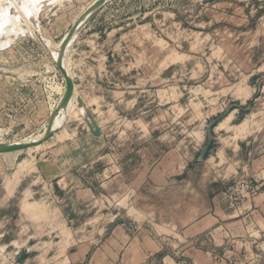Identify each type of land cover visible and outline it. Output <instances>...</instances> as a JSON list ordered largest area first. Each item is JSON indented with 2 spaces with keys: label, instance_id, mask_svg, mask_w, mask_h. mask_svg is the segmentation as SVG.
Here are the masks:
<instances>
[{
  "label": "rangeland",
  "instance_id": "obj_1",
  "mask_svg": "<svg viewBox=\"0 0 264 264\" xmlns=\"http://www.w3.org/2000/svg\"><path fill=\"white\" fill-rule=\"evenodd\" d=\"M10 1L15 20L0 31L6 143L46 127L66 83L55 48L95 0H30L37 8L28 14L17 8L20 0ZM89 20L69 58L101 134L75 104L68 119L57 118L60 139L0 153V264H36L24 249L57 239L61 227L103 238L150 207L178 219L217 216V240L213 232L198 240L207 264H264L257 245L264 209L256 205L264 192V0H108ZM64 165L76 179L62 190L54 174ZM156 171L168 186L156 184ZM29 189L32 199L70 215L29 220L22 212ZM173 246L165 252L195 264L196 251Z\"/></svg>",
  "mask_w": 264,
  "mask_h": 264
},
{
  "label": "crops",
  "instance_id": "obj_2",
  "mask_svg": "<svg viewBox=\"0 0 264 264\" xmlns=\"http://www.w3.org/2000/svg\"><path fill=\"white\" fill-rule=\"evenodd\" d=\"M90 23L89 20L76 34L69 48L68 53L70 56L73 51H75L76 45L85 36L84 32ZM63 37L60 39V42ZM134 66L135 65H133V67ZM100 67H102V63ZM133 72H135V69ZM72 76L74 77L73 74ZM69 116V112L66 113V117L63 118L60 123L68 119ZM60 125L61 124H59V126ZM99 125L101 127L100 123ZM62 135L63 130L58 129L56 134L49 141L41 145L49 143L53 139L56 141V139H60ZM92 140L94 139L92 138ZM67 147L69 149H75V146L73 147L71 144H68ZM80 149L83 152L85 147L81 146ZM72 169V165H64L61 167L60 171L54 174V176L58 178L57 184L60 189L63 190L64 186H72V182L76 179ZM154 176L158 179L156 184L169 185V179L167 176L165 177L162 172L156 171ZM30 192V189L27 190L22 201V212L29 220L46 218L51 213L57 214L59 211L70 215L71 212H67L63 206L61 208L53 207V209L48 206L45 207L41 201L32 199L33 195H31L32 193ZM79 194L80 200L83 194L86 200L88 198L86 195H88L89 192L85 189V191H80ZM61 196H63V200L69 201L72 194L64 192ZM156 201L157 199L155 198V202ZM256 205L263 211L264 192L256 199ZM135 217L136 218L132 220L133 222L126 221L110 229L109 234L103 238L96 235L92 236L89 232H81L79 228L64 226L59 229L57 239L41 240L35 245H29L24 249L23 254L27 255L26 260L35 261L37 262L36 264H183L184 261L175 259L167 253L169 251L165 252L167 245L172 243L174 248L181 247L185 244L189 249L196 251L194 255L195 264H207L209 256L198 251V240L212 232L216 234L215 237L217 240V221L219 220L217 216L209 215L192 219H178L167 209H165V211L160 210L159 212L150 207L149 212L144 211V213H140L139 216L135 214ZM222 222L221 220L219 221L220 224H222ZM234 225H237V223H227V226L230 228ZM28 228L30 230V227ZM218 232L219 237L225 235L221 230V226ZM262 236H264L263 231ZM211 242L219 247L223 245L222 242H216L215 240H211ZM194 243L195 246H193ZM257 245H261L264 249V241L257 242ZM31 251H36L37 253L32 255ZM217 262L221 263V261H216L214 263L217 264Z\"/></svg>",
  "mask_w": 264,
  "mask_h": 264
},
{
  "label": "water",
  "instance_id": "obj_3",
  "mask_svg": "<svg viewBox=\"0 0 264 264\" xmlns=\"http://www.w3.org/2000/svg\"><path fill=\"white\" fill-rule=\"evenodd\" d=\"M108 0H95L92 4H90L84 12H82L74 21L71 28L63 37L60 46H59V54L56 58V64L65 77L66 88L64 94L60 98L57 106L51 112L48 122L47 128L41 138H32L25 142H9V143H1L0 144V153L7 152H15L20 150H25L32 147H37L47 141H49L58 131L59 126L55 125L57 117L64 110L68 109L70 102L75 93V80L72 74L68 71L65 65V56L67 55L69 48L76 34L81 30V28L89 21V19L107 2ZM78 106L80 108H84L87 110V124L89 125L91 131L95 135L101 134V127L95 118V116L90 112V110L85 105V102L81 96L78 98Z\"/></svg>",
  "mask_w": 264,
  "mask_h": 264
},
{
  "label": "bare ground",
  "instance_id": "obj_4",
  "mask_svg": "<svg viewBox=\"0 0 264 264\" xmlns=\"http://www.w3.org/2000/svg\"><path fill=\"white\" fill-rule=\"evenodd\" d=\"M9 2H8V4L9 5H4L3 4V6L0 8V12H2V13H0V15H1V18L2 19H0V31H2L3 29H5V28H3V29H1L2 27H4V25L5 24H10V19H9V21L7 20V18H10L11 17V20L13 19V18H15V17H13L12 16V14H9V11H10V5H11V3H12V1H10V0H8ZM33 3H34V0H31ZM37 1V0H36ZM13 2H14V0H13ZM1 3V2H0ZM15 3V2H14ZM33 3H31L30 2V0H20V2H19V5H18V7L17 8H19L21 11L23 10V12H25V13H30L32 10H33V8L35 9V5H34V7L32 8V5H33ZM12 5H15V4H13L12 3ZM17 6V5H16ZM15 6V7H16ZM37 8V7H36ZM16 9V8H15ZM18 9V10H19ZM26 9L28 10V11H26ZM36 11H37V9H36ZM22 12V14L24 15L25 13H23ZM36 13V12H35ZM25 15V17L26 16H28V15ZM36 15H37V13H36ZM4 16V17H3ZM17 18H18V16L17 15H15ZM17 18H16V20H17ZM27 18V17H26ZM31 19H32V17H31ZM36 19H37V17H36ZM13 20H15V19H13ZM27 20H28V18H27ZM33 20V19H32ZM30 21V20H29ZM34 21V20H33ZM16 22V21H15ZM15 22H12V23H15ZM30 23H31V21H30ZM16 24V23H15ZM19 24V23H18ZM12 25H14V24H12ZM17 26V25H16ZM19 26V25H18ZM17 26V27H18ZM15 28V27H14ZM19 28V27H18ZM6 29H8V28H6ZM17 29V28H16ZM16 29H11V31H9L10 33L12 32V30H13V32H15V30ZM8 30H10V28L8 29ZM21 30V29H20ZM17 31H19V29L18 30H16V33H17ZM8 31H6V30H4V32H2V33H7ZM8 32V33H9ZM1 33V32H0ZM15 36V35H14ZM8 40H9V38H7ZM10 41V40H9ZM7 42V41H6ZM2 43V42H1ZM3 44V43H2ZM69 52V51H68ZM58 54H59V48L57 47V48H55V57H58ZM65 65H66V67H67V69H68V71L71 73V71H72V68H71V62H70V58H69V53H67V55L65 56ZM62 75V74H61ZM63 78H64V76H63ZM65 80V79H64ZM65 88H66V83H64L63 84V86H61L60 88H59V90H60V93H61V96L64 94V91H65ZM79 94H78V92L76 91V89H75V93H74V96H73V98H72V101L70 102V104H69V106H68V109L66 110V111H62L61 113H60V115L57 117V118H59V117H61V116H63V115H65L66 113H68V112H70V110L73 108V106L75 105V104H78L79 102H78V98H79ZM59 102V101H58ZM58 104V103H57ZM57 104H55V106L53 107V109L57 106ZM63 114V115H62ZM58 121H59V119H56V122H55V125L58 123ZM46 128H47V125H46V127L42 130V131H40L39 133H37V134H35L33 137H30V138H28V139H24V140H21V141H17V142H25V141H28V140H30V139H32V138H41L42 136H43V134H44V132H45V130H46ZM1 143H6V142H2V141H0V144ZM8 143V142H7Z\"/></svg>",
  "mask_w": 264,
  "mask_h": 264
}]
</instances>
